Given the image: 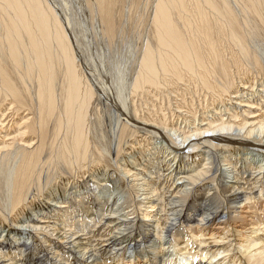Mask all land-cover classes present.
<instances>
[{"label":"bare ground","instance_id":"obj_1","mask_svg":"<svg viewBox=\"0 0 264 264\" xmlns=\"http://www.w3.org/2000/svg\"><path fill=\"white\" fill-rule=\"evenodd\" d=\"M125 1L82 0L109 41ZM147 1L116 86L0 0V264H264V0Z\"/></svg>","mask_w":264,"mask_h":264},{"label":"rangeland","instance_id":"obj_2","mask_svg":"<svg viewBox=\"0 0 264 264\" xmlns=\"http://www.w3.org/2000/svg\"><path fill=\"white\" fill-rule=\"evenodd\" d=\"M52 1H54V3L57 4L56 7H58V9H60L61 12L67 13L70 16V18L73 19L72 25L74 23L75 24L72 27H74L73 30H75L74 31L75 34L78 35L79 37L78 41H79L80 56H81L80 61L82 64L85 63L84 65L86 66L88 65L91 71L90 74H93L95 72L96 74L99 73L98 74L99 76L103 75L104 77L103 76L101 77L106 80L115 79L117 82L116 86L119 84L118 82H120L119 79L116 78H122L124 76L125 77L130 76L132 74L133 63H135L134 60L138 50L137 48H139V46L142 44L143 42L142 40H144L143 35L146 33L147 30V23L145 17L146 9H144L145 4L148 2L147 0L146 3H144L145 0H137L136 8L130 7V3L132 0L125 1L124 4L125 8H123L119 20V26L121 27L119 28L120 32H118V34L110 41L109 38H107L103 33H101V31H99L100 29L97 26H95L96 24L92 20L89 10L83 4L82 0H52ZM88 67L87 70L89 69ZM107 77L109 79H107ZM255 148L257 149L258 147ZM255 148L252 147L250 148V150H254ZM218 153H220V151H218ZM206 156L207 155L205 153L204 158H202L204 159L202 160L203 163L205 162ZM263 158H264V153L262 154L258 162H261ZM119 167L122 168V165H120ZM109 168L110 171H113L112 167ZM119 173L120 172H118V174ZM88 175L90 174H87V176ZM97 188L98 187H96L95 190ZM110 188L113 189L114 186ZM141 218L142 217H140V219ZM21 222L22 221H20L19 223H15L14 227L21 225ZM2 233L3 230L0 231V235ZM14 234L15 233H13V236ZM122 241L124 240L122 239L121 242ZM25 244H27V239L24 238L21 245L24 246ZM72 253L74 254V256H78L79 254L78 251L76 254V250H74ZM79 256L81 257V254H79ZM79 256L78 258H80Z\"/></svg>","mask_w":264,"mask_h":264}]
</instances>
